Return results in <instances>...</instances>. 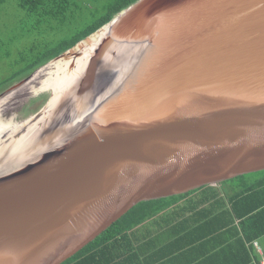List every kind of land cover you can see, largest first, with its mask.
<instances>
[{"label": "water", "instance_id": "1", "mask_svg": "<svg viewBox=\"0 0 264 264\" xmlns=\"http://www.w3.org/2000/svg\"><path fill=\"white\" fill-rule=\"evenodd\" d=\"M19 86L0 135L42 99L0 151V264H63L140 203L264 171V0H137Z\"/></svg>", "mask_w": 264, "mask_h": 264}, {"label": "trees", "instance_id": "2", "mask_svg": "<svg viewBox=\"0 0 264 264\" xmlns=\"http://www.w3.org/2000/svg\"><path fill=\"white\" fill-rule=\"evenodd\" d=\"M71 1L16 0V4L27 16H35L40 22L64 20ZM135 1L110 0L103 15L86 18L68 37L56 38L61 40L53 48L49 47L51 42H45L29 51L22 50L18 61L6 58L1 68L10 69L11 75L0 83V91L72 48ZM53 31L56 36L54 27ZM255 174L260 177L252 182L249 176L254 174L226 181L220 185L222 188L206 186L184 195L140 203L63 264H166L163 260L171 254L197 247L196 242H205L209 236L222 239L212 245L216 250L214 256L221 255L225 252V227L232 225L233 216L241 219L264 205V171ZM225 189L229 207L225 206ZM255 195L261 198L257 203ZM245 202L250 205L241 215L238 206ZM210 257L203 254L182 264H205Z\"/></svg>", "mask_w": 264, "mask_h": 264}, {"label": "rangeland", "instance_id": "3", "mask_svg": "<svg viewBox=\"0 0 264 264\" xmlns=\"http://www.w3.org/2000/svg\"><path fill=\"white\" fill-rule=\"evenodd\" d=\"M109 1L110 0H72L65 18H63L64 20L45 19L40 22L37 21L35 16H27L24 11L20 10L17 7L16 0H3L2 3L0 2V83H2L6 77L11 75L10 69L1 68V64L6 61V58L18 61L20 60L19 53L22 50L29 51L34 45H43L45 42H51L49 47L53 48L55 46L54 43L61 40H55L56 38L62 37L63 39L65 36L68 37L75 27H81L83 25L86 18L93 17L96 19V17L103 15L105 13L104 8ZM90 14H92V16H90ZM53 27L56 30V36ZM22 80L14 82L2 89L0 91V99L4 98L9 92L11 93L19 90L21 88L19 83H21ZM13 88L14 90L10 91ZM22 88L28 87L24 86ZM25 90L26 89H24V91ZM22 93L23 92H21V94ZM50 95L51 94H48L46 99L43 98L46 100L47 104L50 102ZM75 96L76 99L79 98L77 94L74 95V97ZM41 99L42 97L36 96L28 99L22 105L20 104L21 106L19 105L16 109L17 113L14 117L15 120L19 122L20 119H26L33 116L38 111L36 104H41ZM57 103L58 100L54 103L55 107L58 106ZM13 120L14 119H12V121ZM8 131L9 129L6 130V132H1V134L7 135L9 133ZM258 177H260L258 174L251 175L249 176V181L252 182ZM222 186L219 187L222 188ZM226 194L225 191L224 195ZM149 227L151 226L149 225Z\"/></svg>", "mask_w": 264, "mask_h": 264}, {"label": "crops", "instance_id": "4", "mask_svg": "<svg viewBox=\"0 0 264 264\" xmlns=\"http://www.w3.org/2000/svg\"><path fill=\"white\" fill-rule=\"evenodd\" d=\"M226 191V190H225ZM228 194V192H227ZM264 197V195H262ZM225 195V199H228ZM256 203L261 200L259 196H254ZM261 202V201H260ZM250 202L240 204L238 212L242 215ZM229 207L228 200L225 204ZM229 211V210H228ZM231 226L225 227V252L216 255L213 250L215 242H221L222 239L212 238L209 236L205 242L203 240L196 242L197 247L189 248L180 254L173 253L163 261L166 264H182L189 259H194L203 255L208 260L205 264H263L264 263V205L258 207L252 214L236 218ZM226 219H229L226 217ZM164 253H161V256Z\"/></svg>", "mask_w": 264, "mask_h": 264}, {"label": "bare ground", "instance_id": "5", "mask_svg": "<svg viewBox=\"0 0 264 264\" xmlns=\"http://www.w3.org/2000/svg\"><path fill=\"white\" fill-rule=\"evenodd\" d=\"M161 39H162V37H159L158 39H156V40H154L155 42H160L161 41ZM136 50H140L141 51V49L140 48H138V49H136ZM73 87V85L71 86V88ZM70 88V89H71ZM69 89V90H70ZM57 94L59 93V92H56ZM51 94V93H50ZM57 94H55L56 96H57ZM72 96V92H68V91H64L63 93H59L58 94V96H57V98H55V99H53V101H52V108H54L55 107V102L58 100V103H57V105H59V103H62V101H68L67 99H69V97H71ZM100 102H101V100H100ZM97 104V105H96ZM98 103L95 101V103L93 104V107H95V106H97L98 107ZM48 108H49V105H48ZM86 110V109H85ZM85 110H83V112H81L77 117V120H79V119H82V117L84 116V114H82V113H85L86 111ZM86 114H87V112H86ZM30 117L29 118H26V119H20V121L19 122H17V120H15V123H17V125L15 126V125H13L11 128H10V130L8 131L9 133L7 134V136L6 135H0V151L1 150H3V149H5V153L6 152H8L10 149H12L13 148V146L15 145V143H14V140L16 139V138H18L19 136H17L18 134H16V132H18V131H20V129H22L23 128V126L24 125H26L29 121H30ZM52 122H55V120H54V118H52L51 119V123ZM15 127V128H14ZM4 128H6V125L5 124H0V131L1 130H3ZM6 132V131H5ZM14 135H16V138L14 137ZM14 137V138H13ZM20 139V138H19ZM18 141H20V140H18ZM17 141V142H18ZM30 141H35V139L34 138H30L29 136H27V139L25 138L24 139V141H22L23 143H26V142H30ZM37 141H39V140H37ZM22 142H21V145L22 146H25V144H22ZM20 144V143H19ZM19 149V151L21 150V148H18Z\"/></svg>", "mask_w": 264, "mask_h": 264}, {"label": "flooded vegetation", "instance_id": "6", "mask_svg": "<svg viewBox=\"0 0 264 264\" xmlns=\"http://www.w3.org/2000/svg\"><path fill=\"white\" fill-rule=\"evenodd\" d=\"M24 79V78H23ZM22 80V79H21ZM7 129V128H6ZM10 130V129H9Z\"/></svg>", "mask_w": 264, "mask_h": 264}, {"label": "built area", "instance_id": "7", "mask_svg": "<svg viewBox=\"0 0 264 264\" xmlns=\"http://www.w3.org/2000/svg\"><path fill=\"white\" fill-rule=\"evenodd\" d=\"M264 264V263H263Z\"/></svg>", "mask_w": 264, "mask_h": 264}]
</instances>
